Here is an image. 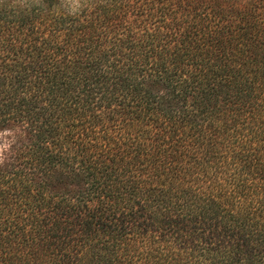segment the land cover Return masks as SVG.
Instances as JSON below:
<instances>
[{
	"label": "trees",
	"instance_id": "1",
	"mask_svg": "<svg viewBox=\"0 0 264 264\" xmlns=\"http://www.w3.org/2000/svg\"><path fill=\"white\" fill-rule=\"evenodd\" d=\"M96 5L0 4V264H264V0Z\"/></svg>",
	"mask_w": 264,
	"mask_h": 264
},
{
	"label": "rangeland",
	"instance_id": "2",
	"mask_svg": "<svg viewBox=\"0 0 264 264\" xmlns=\"http://www.w3.org/2000/svg\"><path fill=\"white\" fill-rule=\"evenodd\" d=\"M156 1L157 6L154 9L150 7L151 0H52L54 3L53 8L51 7L49 0H0V4L4 2V4L11 5L16 9H23L27 5L30 6V9L34 10L41 9L42 11L47 12L57 11L75 17H83L91 12V9L87 7V5L97 3L96 6H102L100 9L102 13L106 12L112 14L113 12H116V17L123 19V21L132 22L133 20H137V22L140 23L144 18H150L152 14L157 13L160 16L165 12V0ZM235 1L244 7L251 3L259 2L260 0ZM112 8H114L115 11L111 10ZM16 135H19V132H17ZM13 138H15V133L13 132L8 131L0 133V160L2 162L6 161L9 156V153L6 152V148ZM32 236V234H29L27 237L35 239V236ZM29 243H31V241ZM50 253L51 252L48 254V251L44 250L42 252L38 249L35 255L39 260L42 259L43 262H48L51 260L49 257ZM47 256L49 258H47Z\"/></svg>",
	"mask_w": 264,
	"mask_h": 264
}]
</instances>
